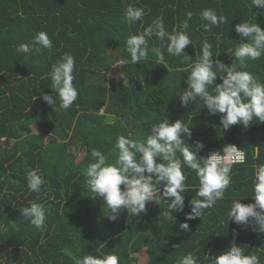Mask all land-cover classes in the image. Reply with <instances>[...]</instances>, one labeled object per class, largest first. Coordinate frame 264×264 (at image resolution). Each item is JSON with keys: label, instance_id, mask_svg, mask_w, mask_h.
I'll use <instances>...</instances> for the list:
<instances>
[{"label": "trees", "instance_id": "1", "mask_svg": "<svg viewBox=\"0 0 264 264\" xmlns=\"http://www.w3.org/2000/svg\"><path fill=\"white\" fill-rule=\"evenodd\" d=\"M129 5L144 8L142 22H126ZM204 9H214L227 22L205 31L206 21L200 19ZM187 12L193 14L186 31L194 47L190 44L185 49L191 60L168 55L167 39L153 35L147 61L119 67L115 76L108 74L119 59L130 58L125 51L128 36L142 33L157 18L167 32L180 30ZM245 21L264 29V8L252 9L251 0H0V261L77 264L85 255L116 254L120 264H140L138 254H142L143 264H177L181 256L192 252L199 264H212L210 256L235 242L264 264V233L228 222L227 215L234 200L254 203L253 166L264 165V122L254 119L248 128L237 124L225 131L219 114L209 115L198 101L184 108L178 96L187 88V75L204 40L212 44L214 61L233 62L229 53L242 42L235 25ZM40 31L52 39L51 50L32 55L16 51ZM152 48L164 52L168 68L157 63ZM65 54L75 58L73 83L79 93L67 110L59 107L48 75ZM213 70L223 74L215 64ZM244 70L264 83V57L247 60ZM218 83H222L219 76ZM42 93L52 95L55 103L45 102ZM113 116L114 122L106 121ZM166 116L170 122L181 119L191 127V139H185L193 151L197 143H203L199 156L206 157L210 148L235 145L244 150L246 162L233 165L223 200L205 209L203 218L187 220L188 232L179 225L191 210L189 202L199 181L187 166L183 171L189 191L184 193V211L173 213L174 223L164 215L169 201L163 198L159 204L149 202L140 216L122 211L115 221L108 220L107 206L102 199L89 197L83 175L94 162L91 151L101 150L114 162L111 153L118 136L131 133L135 138L139 133L144 137ZM257 146L259 159H253ZM33 169L45 181L40 193L30 192L27 186L26 174ZM30 202L46 210L44 231L20 216L19 208Z\"/></svg>", "mask_w": 264, "mask_h": 264}, {"label": "clouds", "instance_id": "2", "mask_svg": "<svg viewBox=\"0 0 264 264\" xmlns=\"http://www.w3.org/2000/svg\"><path fill=\"white\" fill-rule=\"evenodd\" d=\"M264 8V0H251V7ZM257 14V13H256ZM145 15L143 7L129 5L125 12L127 23L141 21ZM192 13H186V19L181 22L179 29L169 33L165 29L162 19L157 18L140 34L130 35L126 38L125 51L128 57H122L113 66L121 69L126 65L141 64L149 59V39L155 35L158 39H167L166 51L168 55L191 60L192 56L185 49L193 42L187 34L189 20ZM257 16V15H256ZM200 19L205 31H211L214 26L227 22L226 17L218 15L214 9H204ZM235 31L240 36L239 43L234 51L229 53L235 59L229 65L215 60L212 44L207 40L202 42L200 55L191 66L187 75V88L179 91V100L182 107L187 108L194 101L206 107L208 114L220 115V125L226 131L230 127L240 124L248 128L255 119L264 122V83L257 76L245 71L247 60H259L264 57V29L258 23L240 22L235 25ZM194 47V46H193ZM53 41L45 31L38 32L26 43L16 48L18 53L32 55L40 53L42 49L51 50ZM152 55L158 64L167 67L164 52L152 48ZM219 55V54H218ZM216 55V56H218ZM220 73L213 70V65ZM168 68V67H167ZM76 61L70 54L63 55L52 65L49 76L51 89H55L59 97V107L67 110L78 98V89L74 85ZM169 71V69H168ZM222 83L215 84L217 77ZM119 77L123 78L120 71ZM215 86L213 87V85ZM212 87V92L209 87ZM214 93V94H213ZM42 99L49 105L55 100L52 95L42 93ZM37 99L36 96L33 100ZM192 130L181 119L170 122L167 118L154 124L148 135L141 137L139 133L134 138L131 133L127 136L117 137L113 147L112 156L116 159L110 162L109 155L98 149L91 151L94 162L88 164L83 175L90 189L91 199H102L107 206L110 221L119 218L122 211L130 217L140 216L147 211L149 202L159 204L163 198L168 203V211L164 214L167 219L175 222L174 212H183L185 208L184 193L189 191L186 184L187 176L184 166L195 172L199 185L195 196L190 200L191 210L185 213L186 220L181 222L179 228L185 232L190 231L187 220L204 217V210L214 208L217 201L224 199L225 190L231 184L230 173L233 165L244 164L246 156L243 150L235 145H225L205 156L198 155L204 147L203 143L195 145V151L186 142L185 137L191 139ZM241 148V147H239ZM179 153V156L177 155ZM259 146L254 150L253 159H259ZM182 157V159H181ZM254 203H242L240 198L234 200L227 213L229 220L237 225L251 227L253 231L264 233V165H254ZM27 186L30 192L40 193L45 181L38 169L26 174ZM123 185V188L121 187ZM162 185V193L161 186ZM20 216L29 221L37 230L46 229V210L40 203L30 202L28 206L19 208ZM212 257V264H260L255 254H245V250L235 244ZM0 264H3L0 261ZM77 264H120L116 254L102 256L85 255ZM177 264H199L195 253L189 252L180 257Z\"/></svg>", "mask_w": 264, "mask_h": 264}, {"label": "rangeland", "instance_id": "3", "mask_svg": "<svg viewBox=\"0 0 264 264\" xmlns=\"http://www.w3.org/2000/svg\"><path fill=\"white\" fill-rule=\"evenodd\" d=\"M113 65H115V64H113ZM113 65H112V67L108 70V74H109V75H113V76H115V75L118 73L119 66H113ZM116 119H117V118L113 116V117H109L106 121L109 122V123H112V122H114ZM138 256H139V262H140V264H143L144 259H145L144 255H142V254H138Z\"/></svg>", "mask_w": 264, "mask_h": 264}, {"label": "built area", "instance_id": "4", "mask_svg": "<svg viewBox=\"0 0 264 264\" xmlns=\"http://www.w3.org/2000/svg\"><path fill=\"white\" fill-rule=\"evenodd\" d=\"M237 148L243 150L242 148H239V147H237ZM215 151H220V150H217V149H211V150H209L207 156H208L210 153L215 152ZM243 151H244V150H243ZM244 153H245V152H244ZM207 156H206V157H207Z\"/></svg>", "mask_w": 264, "mask_h": 264}, {"label": "crops", "instance_id": "5", "mask_svg": "<svg viewBox=\"0 0 264 264\" xmlns=\"http://www.w3.org/2000/svg\"><path fill=\"white\" fill-rule=\"evenodd\" d=\"M199 105L201 106V103L199 102Z\"/></svg>", "mask_w": 264, "mask_h": 264}]
</instances>
